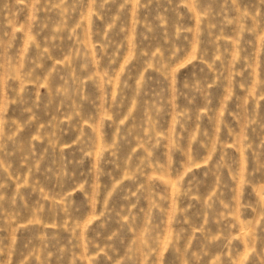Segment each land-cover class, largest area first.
<instances>
[{"label":"rangeland","instance_id":"obj_1","mask_svg":"<svg viewBox=\"0 0 264 264\" xmlns=\"http://www.w3.org/2000/svg\"><path fill=\"white\" fill-rule=\"evenodd\" d=\"M0 264H264V0H0Z\"/></svg>","mask_w":264,"mask_h":264}]
</instances>
